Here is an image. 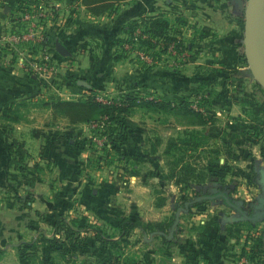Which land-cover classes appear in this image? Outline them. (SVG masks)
Masks as SVG:
<instances>
[{
  "label": "rangeland",
  "instance_id": "374dc122",
  "mask_svg": "<svg viewBox=\"0 0 264 264\" xmlns=\"http://www.w3.org/2000/svg\"><path fill=\"white\" fill-rule=\"evenodd\" d=\"M3 1L4 6L7 7L8 0ZM236 1L219 0L223 3V9L210 12V17L215 19L222 11L218 21L224 20V22L215 23V20L210 19L213 27L207 26V29L196 24L200 17H187L190 15L189 12L197 13L195 9L184 11L186 6L180 3V6L176 5L170 10L176 15L173 21L169 20V27L166 31V35L169 34L176 43L172 41L168 43L169 46L163 45L162 40L149 38L147 34H142L154 44L155 41H159L158 46L145 49L147 52L145 53L134 42L125 44L124 61L131 67L142 66L141 61H143L145 65L142 67L157 63L172 68L176 74L177 88L180 87V90L174 94L172 102L178 104L179 99L183 97L182 111L167 113V109L164 111V109L152 106H138L130 109L129 114H134L133 118L139 121L142 127V133L138 136L144 145L142 149L148 151L146 160L149 161L143 164L145 171L139 173L144 180L142 178L131 179L130 174L132 173L130 172H126V179H123L119 176L121 175L120 167H118L120 163L116 161L110 167L105 168V163L111 160L110 156H106L103 152L97 154L104 156L101 158L100 156L95 158V154L93 157L89 156L87 153H92L101 147L97 144L98 148L95 149L92 144H86L85 152H78L77 165L70 166V170L67 166L54 167L48 161L40 168L30 171L29 181L34 183L32 191L25 189L20 193L17 191L15 194L14 192L10 196L6 194V191L2 193L0 195V244L11 242L15 244L12 247L18 264H42L46 261L45 255L62 260L58 256L60 253L47 252L52 244L46 242V239H65L64 233L53 234L52 216L54 213L64 215L69 225L73 227L71 228L73 231L79 227L84 229L86 224H93L103 232L102 239L106 242H110L109 237L116 241L115 245L105 243V247L102 248L99 238H90L87 240L85 250L76 248L75 251L69 250L66 253L64 260H67L68 264L72 262L118 264L123 259L139 261L136 247L139 244L137 242L141 243L140 238H137L135 236L137 234L133 232L127 237L117 238L113 226L118 215L138 219L145 223V220H153L150 218L151 213H230L237 215V211L227 205L218 194L223 193L233 204L245 209H252L258 205L260 199H264V89L248 72H245L248 69L243 33L246 0H238L239 8H231V3L234 6L237 5ZM16 2L18 4L16 3L13 8L12 16L19 17L21 13L19 6H25L26 11L31 14H42L32 20L34 22L32 26L34 32H40L47 37L48 47L52 53H54L52 40L59 38L62 32L67 31L71 20L78 15V9L81 7L80 0H16ZM219 7L218 4L216 8ZM261 8L260 22L264 28V4ZM1 12L5 15L3 8ZM231 18L238 25V43L235 39L232 42L227 34L229 28L227 29L226 19L231 20ZM0 23H2L0 34L12 26L10 24L7 26L1 20ZM188 30L191 36L198 33L192 41L191 39L182 40L183 33ZM140 33L141 29L135 31V35H140ZM203 37H206V42L202 41ZM200 40L201 44L198 42ZM138 53H143L147 58L141 57ZM152 53L158 56L153 57ZM74 78L77 79L73 76ZM71 81L74 80L70 79ZM152 95L148 93L143 97L152 98ZM78 96L81 97V95ZM68 97L69 99L78 98L75 95ZM108 97L98 96L96 99L105 101V99H114L119 96ZM168 115L172 117L170 118L175 122L174 124L185 127L181 128L180 138L184 135L188 138L192 135L199 136V133L203 135L201 149L198 146L194 153L184 150L176 152L174 156L171 155L172 158L175 157V161L180 158L188 164H193L196 168L193 170L194 174L203 175L204 173L205 175L202 180H197L198 177H189L191 171L188 173L186 171V178H189L186 182L174 187V192L177 193L175 202L167 200L169 198L167 191L170 187L155 184L152 177L158 175L153 174L151 170V164H153L151 147L159 139L157 133L168 131L167 125H171L168 124ZM198 115L201 117L199 118ZM200 121L204 122L200 124ZM196 125L198 127L202 125L201 130L193 127ZM169 129L173 131L171 126ZM78 144H80L79 141L76 142V145ZM167 145L168 142L164 140L160 148L165 149ZM204 146L206 148H203ZM216 152L217 157L214 155ZM97 167L102 168L101 171L104 170V173L96 174V180L93 182V169ZM104 182H106L105 185ZM202 185L206 188L203 187V189ZM95 190L99 191V197L91 194ZM106 192H108L107 195ZM214 194L216 196H213ZM184 203H188L185 209H183ZM183 215H185L183 219L188 217L187 214ZM73 218L79 222L77 225L71 223ZM259 222L253 223V226H257L255 230L261 232L258 236L261 239L259 252L263 256L264 220L262 223ZM184 224L187 226L188 223L186 224L183 220L180 225L184 226ZM248 225L251 223L242 222L239 228L246 230ZM191 228L200 232L204 230L193 226ZM64 229L65 227L62 228ZM168 234L169 231H167ZM241 234L240 242L243 243L245 232ZM187 236L189 237V233L185 234V237ZM222 236L225 238L224 234ZM31 239L35 240L38 247H43L42 250L37 251L35 256L29 255V252L33 250L29 251L31 247L23 244ZM225 239L228 241L227 238ZM160 241L164 240L161 238ZM178 245H185V242H179ZM185 256L184 253L181 254V260Z\"/></svg>",
  "mask_w": 264,
  "mask_h": 264
},
{
  "label": "crops",
  "instance_id": "0c3cea01",
  "mask_svg": "<svg viewBox=\"0 0 264 264\" xmlns=\"http://www.w3.org/2000/svg\"><path fill=\"white\" fill-rule=\"evenodd\" d=\"M0 2L2 3L0 4V20L4 21L7 26L9 24L13 26L15 24L12 19L15 17L12 16L13 8L18 2L8 0L7 7L4 6L3 0ZM236 2L235 6L231 3V8H239V1ZM180 3L185 4L184 11L195 9L197 13L189 12L190 15L187 17H200L196 24L203 29H207V26L213 27L210 19L215 20V23L224 22V20L218 21L222 11L215 19L210 17V12L223 9V3H220L219 0H126L119 3L114 12L97 17L89 15L81 6L78 9V15L71 20L67 27V31L62 32L59 38L53 39L51 42L54 49L52 57L64 65L59 68L60 81L54 83L50 82V79L41 80L22 72L16 67L14 57L11 59L6 49L0 50V56L3 57L0 59V195L5 191L9 196L25 189L32 191L34 186V183L29 181L31 170L19 171L8 166L13 139L23 144L27 153L25 162L29 167L34 164L41 167L49 161L54 167L64 168L67 166L68 170H70V166L77 165L79 159L77 154L80 151L85 152L86 144H92L96 149L98 148L96 143L98 138L104 137L106 142H110V138L98 137L91 132V128L95 127L94 124H72L63 115H53L50 108L42 105L48 96L56 95L61 99L68 100L69 95L79 97L78 95L95 94L96 97L109 96L108 98H111L112 95L145 96L152 93L153 97L155 95L158 99L161 97L172 101L174 94L180 90V87L177 88L176 74L172 68L157 63H152L149 67H137L136 65L131 67L124 61V58L115 60L117 51L115 41L124 36V26L132 20L162 14L168 21L171 19L173 21L176 14L175 12L172 14L170 10L174 9L176 5L180 6ZM218 4L220 7L216 8ZM1 7L4 9L5 15L1 12ZM187 7H189L188 10ZM190 23L192 24V22ZM226 25L227 29L229 28L227 34H229L230 40L234 42L235 39L238 43L237 23L233 22L231 18V20L226 19ZM183 34L182 40L191 39V41L194 40L195 35H198L196 33L191 36L189 30ZM202 39L203 42L207 41L206 37ZM56 41H59L67 49L69 52L67 56H61L55 51ZM198 42L201 44V40ZM235 45L238 46V44ZM7 64L8 66H6ZM70 65L72 68H69ZM67 66L69 67L67 68ZM68 75L76 77V81L70 82ZM83 82L87 83L88 87ZM133 115L129 114L123 117L125 132L118 138L120 141L118 148L134 160L133 165L118 164L120 172L124 173L123 179H126V172L132 173L130 174L131 179L142 178L139 173L145 171L143 164L149 161L146 160L148 151L142 149L143 142L138 139L142 133L141 124L133 118L135 117ZM168 117V124L171 125L167 126L169 128L171 126L173 131L168 128L167 132L157 133L159 139L151 147L153 158L151 170L153 174L158 175L152 177L155 184L170 187L169 190L167 189L169 196L167 200L175 202L177 193L174 192V187L179 184H176L175 177L167 176L171 157L165 154V149L160 148V145L164 140L170 142L176 139L182 132L181 128L185 127L177 126L171 119L172 117L170 115ZM193 127L196 129L198 126ZM201 127L202 125L198 128L201 130ZM77 141L80 144L76 145ZM107 146L108 151L112 152L110 145L107 144ZM100 147L102 148L103 145ZM101 148L94 150V153L101 154ZM201 148L200 146L199 149ZM180 166L181 164L176 168L179 169ZM104 167L107 168V166ZM101 170L102 168L93 169V182L96 180V174L104 173V170ZM105 184L106 182H104ZM201 187L203 188L204 185ZM91 194L94 197H99L97 190L92 191ZM107 194L108 192H106ZM183 214H187L188 217L183 219L185 218ZM223 214L231 215L230 213H151L150 218L153 220H145L146 222H167L170 227L168 230L143 231L135 229L133 231L137 234L135 236L141 240V243L137 242L139 244L136 247L139 262L141 264H264V255H260L259 245L255 242L261 233L255 230L258 227H254L250 222L251 225H248L246 230H241L236 234L237 236H233V234L228 236L227 231L229 228L234 229L233 224L240 227L242 222L248 221L223 222L221 218ZM176 215H178V219L174 225ZM183 220L186 221V224L188 223L187 226L180 225ZM263 220L257 222L262 223ZM208 222L211 224L207 232L202 233L191 228V226L196 229L204 228ZM167 231H169L168 235ZM243 232H245L243 234L245 240L241 243L240 238ZM186 233H189V237H185ZM161 237H165L167 242L160 241ZM179 242H185V245H178ZM14 245L13 242L0 244V264H18L13 253ZM251 251L255 252V256L252 258L248 257ZM183 253L186 256L181 260L180 256ZM242 258L246 261L241 262Z\"/></svg>",
  "mask_w": 264,
  "mask_h": 264
},
{
  "label": "trees",
  "instance_id": "16d2710c",
  "mask_svg": "<svg viewBox=\"0 0 264 264\" xmlns=\"http://www.w3.org/2000/svg\"><path fill=\"white\" fill-rule=\"evenodd\" d=\"M126 0H80L81 6L85 9V11L91 15V16H102L105 14H110L114 12L116 9V6L124 2ZM21 12L25 11V6L18 7ZM16 23L13 25H19L18 17H14L13 19ZM169 27V21L168 19L162 15H155V16H148L145 18L132 20L129 23H127L124 26V36L121 38H117L115 41V44L117 45V51L115 54V60L123 59L125 58V49L124 46L127 43H136L137 47L143 50L145 52V49H152L158 46L159 41H155L156 43H152L148 38L143 37L142 34H147L149 38H158V40H162L163 45H168L170 42H175V40L170 37L169 34L166 35V31ZM1 29V27H0ZM137 29H141L140 35H135V31ZM157 40V39H156ZM176 43V42H175ZM147 53V52H145ZM149 54V53H148ZM153 57H157L154 53H152ZM141 65L144 66L145 63L141 61ZM149 67V66H147ZM249 73V71H247ZM250 74V73H249ZM184 98L181 97L179 99L178 104H175L172 101H168L165 99H158L157 97L152 98H145L143 96H133V95H123L119 96L118 98H111L107 99L106 102L99 101L96 99L95 94H88L85 96L78 97L77 99H68L64 100L61 99L59 96L56 95H50L47 97V100L42 103L43 106L48 107L51 109L53 115H63L68 119V121L72 124H78V123H86V124H95V127L92 128L91 132L98 137L100 136H106V138H110V142H105L103 144V147L101 148V151L103 154L105 153L106 156H110V159L108 163H105V166H110L114 161L123 163L126 165H133L134 160L132 157L127 156L124 152H122L118 145H120V141L118 138L124 135L125 127L123 123V117L125 115H129V111L132 107H138V106H152L153 108H161V110L164 109V111L167 109V113L173 112L174 113H180L182 111ZM193 113V111H188ZM175 115V114H174ZM183 115V114H182ZM200 118L201 116L198 115ZM202 124L204 121H200ZM187 132V131H185ZM200 135H192L191 138H188L184 135L183 138L177 137L176 139L168 142L167 147L165 148L164 152L165 154L169 155L171 157L170 161V169L168 171L167 176L175 177L176 184H182L183 182H186V180L189 177H195L197 180H202V178H205V175L203 173L200 174H194V171L196 168L193 166V164H188L182 159H178L175 161V157L172 158L171 155L176 154V152H183L184 150H190L192 153L195 152V150L198 148V146H202V137L203 135L199 133ZM205 136V135H204ZM108 145L111 147L112 152L108 151ZM176 150V151H173ZM94 151L89 156L94 155ZM26 151L23 148V144L19 142L16 139L12 140V150L10 151V158L8 160V166L12 167L19 171H28L32 170L34 168H40L39 165L34 164L32 167H29L27 163L25 162L26 158ZM215 157H217V152L214 154ZM100 156V158L103 155H97L95 154V158ZM174 156V155H173ZM104 157V156H103ZM181 164L180 168L177 169L176 167ZM99 168V167H97ZM202 170V169H199ZM186 171H191V174L188 178H186ZM204 171V170H203ZM132 172V171H131ZM123 176V173H120ZM53 219V234L58 233H64L65 239H46V242L51 243L52 246L47 251L48 253L54 252V253H60L61 263L60 260L56 259V257L47 256L45 255L44 258H46V261L42 262V264H68L67 260H64L66 257V253L69 250L75 251L76 248L85 250V245L87 243V240L90 238H99L100 244L102 248L105 247V243L114 244L116 241L112 239V237H109L110 242H106L105 239H102L104 236L103 232L95 227L93 224H86L84 226V229L77 228L76 231H73L71 228V225H69V221L66 220V217L60 213H54L52 216ZM115 224L113 226V229L115 230L117 234V238L121 239L124 237H127L130 233H132L135 229L140 230H148L152 231L155 229L159 230H168L170 227L169 223H151V222H142L138 219L130 218L123 215H118L115 219ZM71 223L74 225H77L79 222L76 218H73L71 220ZM210 222L204 227L202 233L207 232L210 228ZM239 225L233 224L234 229L229 228L228 234L231 236H237L241 229L238 227ZM62 230V228H64ZM235 233V234H234ZM76 235V236H75ZM164 242H167L165 237H161ZM255 242L259 245L261 244V239L258 237ZM25 246H30L31 248L29 251L33 250V252H29L31 256H35L37 254V251H40L43 249V247H38L36 245L35 240L31 239L27 243H23ZM255 256V252L251 251V253L248 255V257L252 258ZM45 260V259H44ZM119 261V258H117ZM126 261V262H125ZM72 264H77L72 262ZM118 264H141L139 261H133L132 259H123V261L120 260Z\"/></svg>",
  "mask_w": 264,
  "mask_h": 264
},
{
  "label": "built area",
  "instance_id": "2783aa9c",
  "mask_svg": "<svg viewBox=\"0 0 264 264\" xmlns=\"http://www.w3.org/2000/svg\"><path fill=\"white\" fill-rule=\"evenodd\" d=\"M18 16V26H11L6 31L1 32L0 50L6 49L9 57L11 59L14 57L16 67L22 72L41 80L50 79V81H60L59 68L64 65L58 63L52 57V52L48 47L47 37L40 32H34L32 26V23H34L32 20L35 17L42 16V14H31L25 10L19 13ZM138 55L146 57L143 53H138ZM0 59H3V57L0 56ZM69 68H72V66L70 65ZM68 78L74 80V82L76 81L71 75H68ZM106 101L107 99L104 102ZM105 142L104 137L98 138L96 141L99 145H103ZM245 261L246 259H243L241 262Z\"/></svg>",
  "mask_w": 264,
  "mask_h": 264
},
{
  "label": "water",
  "instance_id": "95a60500",
  "mask_svg": "<svg viewBox=\"0 0 264 264\" xmlns=\"http://www.w3.org/2000/svg\"><path fill=\"white\" fill-rule=\"evenodd\" d=\"M253 0H246V5L244 8V20H243V33H244V41H245V50H246V60L248 63V69L245 70V72L249 71L252 78L264 89V79L261 74V70L255 66L256 59L259 56L260 52L263 50V33L262 31L257 28L255 22L253 21ZM264 16V14H263ZM264 19V18H263ZM248 43H253L255 45V53L252 57H248ZM55 51L61 55V56H67L69 52L67 49L59 42H55ZM86 87H88V84L83 82ZM264 191V190H263ZM223 199L226 203H229V199L224 195L221 194ZM188 206V203H184L183 209H185ZM231 207H233L237 211V215H230L227 216L225 214L222 215V221L223 222H234V221H242V220H255L261 215H257L256 217H251L247 213L243 212L241 207H239L236 204H231ZM178 219V215L175 217L174 225L176 224V221ZM264 237V235H263Z\"/></svg>",
  "mask_w": 264,
  "mask_h": 264
},
{
  "label": "bare ground",
  "instance_id": "6f19581e",
  "mask_svg": "<svg viewBox=\"0 0 264 264\" xmlns=\"http://www.w3.org/2000/svg\"><path fill=\"white\" fill-rule=\"evenodd\" d=\"M253 21L255 22L257 28H259L263 33V47H264V28L260 22L261 16V6L264 4V0H253ZM255 45L253 43H248V57H252L255 53ZM255 66L261 70L262 77L264 79V49L260 52L259 56L256 59Z\"/></svg>",
  "mask_w": 264,
  "mask_h": 264
},
{
  "label": "flooded vegetation",
  "instance_id": "af4514ba",
  "mask_svg": "<svg viewBox=\"0 0 264 264\" xmlns=\"http://www.w3.org/2000/svg\"><path fill=\"white\" fill-rule=\"evenodd\" d=\"M221 194H223V193H220L218 195H219L220 198H223L221 196ZM213 196H216V195L214 194ZM203 197H206V196H203ZM229 203L233 204L231 201ZM231 204H228L227 203V205H231ZM241 209H242L243 212L247 213L251 217H256L257 215H261L257 219H255V220H245V221L254 223L256 221H260V220L264 219V199H260L258 205L254 206L252 209H245V208H241Z\"/></svg>",
  "mask_w": 264,
  "mask_h": 264
}]
</instances>
